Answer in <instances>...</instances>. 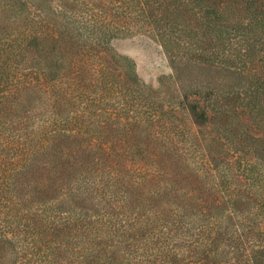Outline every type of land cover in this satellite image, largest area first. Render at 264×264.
Instances as JSON below:
<instances>
[{
  "label": "trees",
  "instance_id": "16d2710c",
  "mask_svg": "<svg viewBox=\"0 0 264 264\" xmlns=\"http://www.w3.org/2000/svg\"><path fill=\"white\" fill-rule=\"evenodd\" d=\"M138 32L155 38L170 63L171 74L159 80L157 91L141 84L129 63L112 53L114 40ZM104 92L139 94L149 105V111H137L124 122L114 118L128 140L147 149V160L158 166L124 183L139 188L157 184L164 195L180 184L187 188V208L190 204L210 217L214 211H228V221L251 223L260 244L249 249L246 259L264 264V213L257 214L256 222L245 218L254 199L261 198L257 209L264 206V185L257 190L236 187L218 202L209 198L210 180L223 161L210 153L213 149L242 153L254 144L264 158V134L239 130L246 120H264V0H0V120H22L37 100L54 109V120L61 119L69 96L75 101L84 93ZM157 103L160 116L155 115ZM175 116L189 120L197 132L207 126L215 130L206 137L194 132L189 139L203 143L209 167L190 170L193 176L184 184L180 173L192 164L178 148L183 144L157 132L166 126L157 120ZM78 135L66 124H50L19 142V152L0 168L14 176L35 173L42 195L66 188L72 199L80 195L73 185L84 173L120 175L121 170L112 168L118 157L102 154L99 147L92 157L100 166L85 164L91 156L79 151ZM194 183L206 196L194 192ZM16 236L0 232V252Z\"/></svg>",
  "mask_w": 264,
  "mask_h": 264
},
{
  "label": "rangeland",
  "instance_id": "374dc122",
  "mask_svg": "<svg viewBox=\"0 0 264 264\" xmlns=\"http://www.w3.org/2000/svg\"><path fill=\"white\" fill-rule=\"evenodd\" d=\"M111 47L112 53L134 69L139 82L154 91L159 89V80H166L171 74L165 51L146 33L116 39ZM74 97L67 98L71 102L66 104L61 119L54 120V109L37 100L22 113V120H0V167L19 152V142L56 123L79 132V151L91 156L83 160L85 164L95 163L98 168L100 162L92 156L103 150L102 154L118 157L112 168L121 170L120 175L99 170L97 174L84 173V179L81 176L73 185L80 195L72 199L66 188L49 191L47 197L42 195L35 173L14 176L10 169L3 172L0 168V232L17 235L0 252V264H248L246 253L260 244L251 223L239 218L228 221V211L217 210L210 217L190 204L187 208V188L180 184L177 190L164 195L157 184L139 188L124 183L134 181L139 171L151 174L158 169L147 160L148 150L129 141L126 129L114 120L124 122L137 111H149L144 96L104 92L100 96L84 93L78 101H72ZM160 107L158 103L154 105L156 116L162 114ZM173 118L176 120H170L171 125L169 120H157L166 125L161 133L157 132L183 144L178 148L192 164V168L180 173L184 184L193 176L190 170L209 167L208 156L201 141L199 146L189 142L199 128L180 116ZM248 121L241 124V132L249 136L264 134V120ZM214 132V127L207 126L200 128L197 135L206 137ZM253 145L242 153L220 147L210 149L214 157L223 159L219 172L210 180L211 200L218 202L236 187L257 190L264 185V158ZM164 176L169 178L170 174ZM194 187L195 193L206 196L198 184L194 183ZM161 193L160 197L151 198ZM176 193L184 197L178 200ZM254 203L245 218L256 222L260 218L257 214L264 213V206L261 211L257 209L261 198L254 199Z\"/></svg>",
  "mask_w": 264,
  "mask_h": 264
}]
</instances>
